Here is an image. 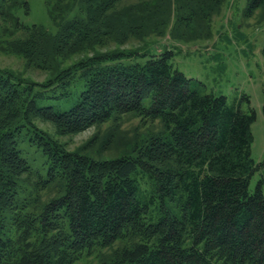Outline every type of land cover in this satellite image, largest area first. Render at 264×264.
I'll list each match as a JSON object with an SVG mask.
<instances>
[{"label": "trees", "instance_id": "trees-1", "mask_svg": "<svg viewBox=\"0 0 264 264\" xmlns=\"http://www.w3.org/2000/svg\"><path fill=\"white\" fill-rule=\"evenodd\" d=\"M60 1L52 33L13 14H28L27 0H0V48L51 72L37 82L0 69V264H72L95 249L109 250L96 264H264V158L251 156L248 96L203 92L171 49L132 62L147 51L97 50L149 23L165 36L157 17L209 37L223 0H77L71 17ZM257 9L264 0H248ZM123 116L159 128L117 136ZM108 122L79 149L57 139Z\"/></svg>", "mask_w": 264, "mask_h": 264}, {"label": "rangeland", "instance_id": "rangeland-1", "mask_svg": "<svg viewBox=\"0 0 264 264\" xmlns=\"http://www.w3.org/2000/svg\"><path fill=\"white\" fill-rule=\"evenodd\" d=\"M27 1L28 14H23L24 9L20 5L12 9L13 14L18 15L26 25L38 24L48 32L54 33L56 24L62 22L60 17H57L56 21H52L51 18L55 6L58 5V0ZM139 1L122 0L117 7L122 8ZM60 4L63 7L61 12L66 17H71L78 8L77 0H61ZM247 9L248 0H223L219 13L212 16L211 34L206 38L203 36L189 37L188 25H180V22L175 21L174 16L173 18L170 16V20L165 25L157 26L159 21L164 19V17H157L158 21H155L157 27L155 26V28H167L165 36L151 32L153 26L152 23H149L146 32H144L149 34L144 36L128 35L125 42H118L122 37L117 35L114 38H106L104 39L106 44H103L102 47L98 46L97 50H129L142 47L140 50L147 51L146 56H136L135 59L129 60L132 62L144 61L150 54H158L166 48L171 49L174 66L185 76L198 83L203 92L224 95L228 101L239 100L242 95H247L249 103L245 100L240 102L244 109L250 106L256 113V119L250 128L252 133L251 156L255 162H258L264 158V9H257L252 14H248ZM172 21L173 31L171 29ZM2 25L0 19V27ZM73 58L75 57H71V59ZM0 69L11 70L26 79L37 82H43L51 76L49 70L27 66L20 56L13 55L3 48H0ZM53 103L57 105L55 101ZM113 124L114 122H108L98 127L92 126L76 134L57 136V139L68 150L79 149L84 147L94 135L100 138L106 137V133L113 130L111 127ZM39 125L46 130L53 131L49 123L39 122ZM157 128H159L157 122L142 123L138 117L123 116L120 119L119 127L115 130L117 136L119 134L122 137L131 138L143 134L148 129L151 131ZM93 139L96 141L98 137ZM123 142L122 139L115 141L117 148H123ZM93 144L91 146L96 150L97 144L95 142ZM21 146L26 149L27 154L30 153L29 159H31L33 147H27L24 142ZM110 146L111 144H106L105 148ZM41 160L37 154L34 162L38 165ZM259 176V173L255 172L251 177L250 191L254 189ZM108 252V249H95L88 255H82L72 264H96L101 255Z\"/></svg>", "mask_w": 264, "mask_h": 264}]
</instances>
